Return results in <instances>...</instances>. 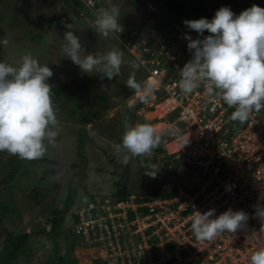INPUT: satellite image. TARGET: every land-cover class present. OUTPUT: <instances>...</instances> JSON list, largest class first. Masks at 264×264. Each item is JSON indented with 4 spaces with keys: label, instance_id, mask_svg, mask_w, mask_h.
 <instances>
[{
    "label": "rangeland",
    "instance_id": "rangeland-1",
    "mask_svg": "<svg viewBox=\"0 0 264 264\" xmlns=\"http://www.w3.org/2000/svg\"><path fill=\"white\" fill-rule=\"evenodd\" d=\"M201 1L214 15L222 6L237 15L253 4L264 7V0ZM112 6L119 8L124 30L104 37L95 31L94 21L98 7ZM174 16L163 0H3L0 3V60L18 64L24 54L31 53L40 64L52 69L49 78L52 87L66 80L76 90L74 96L62 95L53 103L58 135L54 143L48 144L44 155L28 159L0 151V179L9 174L14 164L18 165L15 178L0 186V200L14 205V210L8 211L0 224V250L5 229L16 234L31 233L28 247L14 264H59V256L74 257L77 264H102L110 257L104 248L86 243L74 233V215L86 205L89 196L106 203L114 200L115 191L121 188L129 197L135 195L138 201H143L158 196L156 191L165 194L174 187L195 184L200 173L168 159L163 152L166 141L180 137L184 129L173 113L165 111L159 96L147 104L137 99L134 107L128 106L129 99L135 98V90L127 86L128 78L134 73L135 79L143 83L142 68H134L133 62L141 65L139 55L148 56L140 53L145 45L154 49L165 44L170 48L175 43L172 40H177L178 30ZM67 23H72L71 30L86 49L84 55L121 51L124 62L120 73L112 79L98 70L84 73L67 58L63 52L67 43L63 36L70 30L65 27ZM130 29L134 31L132 40H126ZM191 55L183 48V59L190 60ZM98 72L102 75L91 92L78 87L82 78ZM96 95L106 98L94 100ZM78 102L84 104L81 109L77 108ZM259 114L264 121V110ZM83 116L85 122L81 121ZM125 122L128 126L165 122L167 127L159 131L161 143L151 155L131 156L126 149L117 151L114 147L122 141ZM81 134H84L82 141ZM126 154L130 156L127 162L123 159ZM125 165L129 166L128 171ZM155 171L154 178L147 174ZM69 201L70 211L56 230L38 233L43 227L51 228L54 210Z\"/></svg>",
    "mask_w": 264,
    "mask_h": 264
},
{
    "label": "built area",
    "instance_id": "built-area-1",
    "mask_svg": "<svg viewBox=\"0 0 264 264\" xmlns=\"http://www.w3.org/2000/svg\"><path fill=\"white\" fill-rule=\"evenodd\" d=\"M175 28L178 38L170 48L145 45L140 53L148 56L139 55V62L143 82H159L154 96L184 129L183 135L166 141L163 152L192 165L200 176L192 187L178 186L167 196L88 200L77 213L75 231L86 243L99 242L110 256L107 264H251V255L264 247V224L254 215L255 205L264 206L263 117L253 111L243 123H233L234 107L209 93L207 82L187 95L181 92L180 69L189 61L182 58L183 48L192 54L185 33L194 36L184 23ZM229 208L249 214L243 229L210 241L195 236V211L215 209L218 216Z\"/></svg>",
    "mask_w": 264,
    "mask_h": 264
},
{
    "label": "clouds",
    "instance_id": "clouds-1",
    "mask_svg": "<svg viewBox=\"0 0 264 264\" xmlns=\"http://www.w3.org/2000/svg\"><path fill=\"white\" fill-rule=\"evenodd\" d=\"M119 16L116 6L100 8L94 21L95 31L104 37L120 34L124 29ZM184 20V24L199 36L193 39L185 33L192 56L180 69L181 92L187 95L207 82V91L216 92L228 106L234 107L231 119L241 122L246 121L251 112L264 110V7L253 4L237 15L229 7L222 6L211 19ZM65 27L70 30L63 36L67 42L63 52L82 72L98 70L109 79L120 73L124 62L121 51L84 55L86 49L71 30L72 23ZM205 30L210 34L204 36ZM139 66L133 62L134 68ZM52 75L49 65L40 64L31 53L24 54L18 64L0 60V151L33 159L44 155L48 144L55 142L58 121L49 83ZM126 83L135 90V98L128 101L129 108L135 106L137 99L149 103L159 87L156 80L138 82L134 73ZM125 123L126 131L121 143L114 145L115 149H126L131 156L151 155L161 143L157 129L149 123L135 126ZM188 143L189 135L182 148ZM129 158L127 154L123 157L125 162ZM147 174L154 178L157 171ZM254 207V215L264 224V206ZM214 213L215 209L203 213L195 211L191 228L198 239L210 241L225 232L235 233L243 229L249 219L244 210L229 208L218 216ZM250 259L251 264H264V247L256 250Z\"/></svg>",
    "mask_w": 264,
    "mask_h": 264
},
{
    "label": "trees",
    "instance_id": "trees-1",
    "mask_svg": "<svg viewBox=\"0 0 264 264\" xmlns=\"http://www.w3.org/2000/svg\"><path fill=\"white\" fill-rule=\"evenodd\" d=\"M3 0H0V3ZM163 4L167 9H169L170 12L174 13V17L176 18V21H180L181 18L184 19H199L201 17H205L208 19H211L214 14L209 13L206 5L201 0H163ZM100 9V7H98ZM1 21V17H0ZM133 29L129 30L128 38L126 40H132V34ZM192 34L194 36V39L199 36V33H197L195 30H192ZM209 35L208 32L205 30L204 36ZM203 38V37H200ZM102 73H94L89 78H82L81 81L78 82V87L84 91V92H91L93 88L97 86V82L100 79ZM76 94V90L73 88V83L71 81L61 80L56 85L52 87L51 90V98L53 103L62 95H68V96H74ZM97 97H94V100L100 99L104 100L106 97L105 95H96ZM84 106L83 103L78 102L77 108L81 109ZM74 113L77 112V110L73 111ZM85 117L81 118V121L85 122ZM233 123H237L238 120H233ZM241 123V121L239 122ZM243 123V122H242ZM84 138V134L80 135V141H82ZM162 150V148H161ZM177 162V161H176ZM186 166L192 167V165L183 163ZM18 170V165L14 164L7 176H4L0 179V186L3 184H6L8 182H11ZM125 170H129V166L125 165ZM127 173V172H126ZM117 188V187H116ZM177 187H174L169 193H159L158 196H167L172 194L176 191ZM160 194V195H159ZM157 196V195H156ZM115 197L118 199H127L129 198L128 192L121 188H117L115 191ZM148 198V197H146ZM88 199H93L95 202V198L93 196H89ZM71 203L70 201L67 202L61 209L54 210V214L52 216V226L50 229L47 227H43L39 229L37 232L42 233L46 231H55L57 226H59L64 219V215L70 211ZM10 210H14V205L8 203L7 201H1L0 200V224H2L4 217L6 216L7 212ZM75 224L79 221V216L74 215L73 218ZM75 231V230H74ZM77 237H79L81 240H84V237L79 236L76 231L74 232ZM1 234V230H0ZM31 233L30 232H22V233H14L11 230L5 229V239L3 243V247L0 250V264H14L16 260L19 258V256L25 252L26 248L28 247V242L30 240ZM99 242L97 243V245ZM94 245V244H93ZM58 263L59 264H77L76 258L72 257L67 259L65 256H59L58 257ZM102 264H107L106 262H102Z\"/></svg>",
    "mask_w": 264,
    "mask_h": 264
},
{
    "label": "bare ground",
    "instance_id": "bare-ground-1",
    "mask_svg": "<svg viewBox=\"0 0 264 264\" xmlns=\"http://www.w3.org/2000/svg\"><path fill=\"white\" fill-rule=\"evenodd\" d=\"M166 124H167V123H165V122H160V123H158V124H157V123L154 124L153 126H154V127L157 129V131L159 132V131L165 129V127H167Z\"/></svg>",
    "mask_w": 264,
    "mask_h": 264
},
{
    "label": "flooded vegetation",
    "instance_id": "flooded-vegetation-1",
    "mask_svg": "<svg viewBox=\"0 0 264 264\" xmlns=\"http://www.w3.org/2000/svg\"><path fill=\"white\" fill-rule=\"evenodd\" d=\"M180 21H181L182 23H184L185 20H184V19H181ZM184 25H185V24H184Z\"/></svg>",
    "mask_w": 264,
    "mask_h": 264
}]
</instances>
